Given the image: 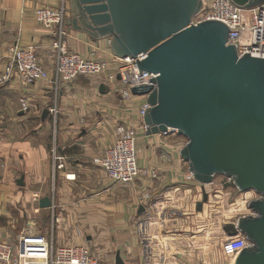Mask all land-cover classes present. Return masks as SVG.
Instances as JSON below:
<instances>
[{"label": "crops", "instance_id": "crops-1", "mask_svg": "<svg viewBox=\"0 0 264 264\" xmlns=\"http://www.w3.org/2000/svg\"><path fill=\"white\" fill-rule=\"evenodd\" d=\"M61 6L69 17L68 0H0V241L13 243L32 232L54 249L83 247L101 264H189L190 258L191 264L205 263L175 245L189 237V220L180 218L179 210L196 206L197 194L203 195L201 185L187 178L188 164L180 156L186 140L175 132L142 131L140 110L146 97L123 98V86L118 78L110 81L109 73L80 76L58 87L43 81L23 85L15 76L1 81L7 50L15 44L35 46L39 65L54 76L51 33L36 23L35 11ZM64 27L69 51L85 59L111 57L108 38L93 40ZM20 99L27 101L28 111L21 110ZM117 127L137 134L139 175L127 185L110 182L93 164L114 145ZM222 178L205 186L208 201L210 191L223 193L228 182ZM46 198L50 207L40 208Z\"/></svg>", "mask_w": 264, "mask_h": 264}, {"label": "water", "instance_id": "water-1", "mask_svg": "<svg viewBox=\"0 0 264 264\" xmlns=\"http://www.w3.org/2000/svg\"><path fill=\"white\" fill-rule=\"evenodd\" d=\"M231 1L245 9L264 3ZM201 6V0H68L64 25L93 40L108 38L116 58L145 54L135 61L155 76L153 86L131 93L146 97V134L185 138L180 156L203 192L196 211L207 203L205 186L216 176L230 179L240 193L258 195L248 203L252 215L223 230L250 243L233 264H264V59L238 57L223 23L194 24ZM39 206L49 208L50 199Z\"/></svg>", "mask_w": 264, "mask_h": 264}, {"label": "built area", "instance_id": "built-area-1", "mask_svg": "<svg viewBox=\"0 0 264 264\" xmlns=\"http://www.w3.org/2000/svg\"><path fill=\"white\" fill-rule=\"evenodd\" d=\"M202 6L194 17L193 23L202 21H218L229 29L227 45H233L238 57L248 53L251 57L264 59V3L254 8L245 9L237 6L231 0H201ZM67 9L38 8L35 11V21L51 33V47L56 51L55 74L52 77L38 63L36 47L33 45H13L8 48L7 62L1 81H8L17 77L23 85H32L37 81L54 84L55 87L68 85L80 76H100L108 74L110 81L119 79L123 86L120 90L125 99L132 97L133 88L152 87L154 75L138 70L136 61L145 59V54L135 58L119 59L111 55L109 59H85L79 54L68 50L65 30ZM110 46V40H108ZM23 112L29 110L25 99H20ZM147 103L141 106L140 115L143 117ZM142 131L144 126L142 125ZM136 131L124 127L116 128V140L112 147L103 155L93 160L112 183L127 185L134 182L138 175ZM54 160H59L54 157ZM61 167V166H58ZM193 180L192 175H187ZM228 183L232 181L226 178ZM256 194V193H255ZM257 195V194H256ZM258 196V195H257ZM256 196V198H258ZM147 195L143 198L147 199ZM33 201L38 200L37 195L32 196ZM143 233L144 229L140 228ZM250 243L242 235L225 237L221 251L223 256L234 260L235 257ZM149 252V251H148ZM154 257L149 254L148 260ZM0 264H101L90 253L80 246H68L54 249L44 236L39 233H26L13 243L0 241ZM153 264H165L157 262ZM173 264V263H168ZM206 264V263H201ZM229 264V263H228Z\"/></svg>", "mask_w": 264, "mask_h": 264}, {"label": "rangeland", "instance_id": "rangeland-1", "mask_svg": "<svg viewBox=\"0 0 264 264\" xmlns=\"http://www.w3.org/2000/svg\"><path fill=\"white\" fill-rule=\"evenodd\" d=\"M215 179L216 183L223 180L222 176H216ZM229 184L227 183L226 185H223V193H215V190L210 191V203L209 201L204 203L207 206H204L202 211H196V206L192 203L190 204L189 209L185 211L179 210L180 213L183 214H179L178 217L181 215L180 218H183V220H189V237L187 241L186 238L185 240H175V243H177L175 245L188 249L193 255L200 256L199 261L204 260L207 264H230L229 258L223 256L221 251V245L226 237L223 225L230 220H235L240 215H252V212L248 208V203L252 200L258 199L254 192L248 191L240 193L234 189L235 187L232 186L233 184ZM230 192L232 195L227 196ZM201 197V194H197L196 199L202 201ZM34 221H36L35 225L40 228L38 220ZM191 224H193L192 227ZM184 225H186V222H184ZM186 227H182L181 231L183 233H187ZM180 228L181 226L179 229ZM171 233L174 241L173 235L175 232ZM195 235H202V240L195 238ZM191 261L192 258H190L189 264H191Z\"/></svg>", "mask_w": 264, "mask_h": 264}, {"label": "bare ground", "instance_id": "bare-ground-1", "mask_svg": "<svg viewBox=\"0 0 264 264\" xmlns=\"http://www.w3.org/2000/svg\"><path fill=\"white\" fill-rule=\"evenodd\" d=\"M229 262H230V264H233L234 260L231 259Z\"/></svg>", "mask_w": 264, "mask_h": 264}]
</instances>
